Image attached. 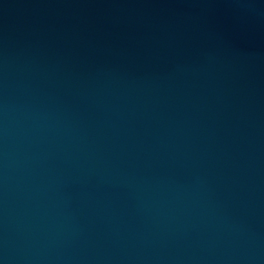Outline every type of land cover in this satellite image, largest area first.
Returning <instances> with one entry per match:
<instances>
[{"label": "water", "instance_id": "95a60500", "mask_svg": "<svg viewBox=\"0 0 264 264\" xmlns=\"http://www.w3.org/2000/svg\"><path fill=\"white\" fill-rule=\"evenodd\" d=\"M0 264H264V0H0Z\"/></svg>", "mask_w": 264, "mask_h": 264}]
</instances>
